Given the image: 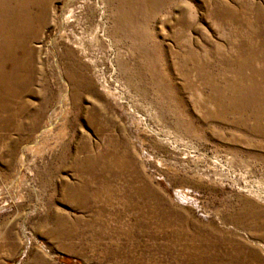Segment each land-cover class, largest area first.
<instances>
[{
	"label": "rangeland",
	"instance_id": "374dc122",
	"mask_svg": "<svg viewBox=\"0 0 264 264\" xmlns=\"http://www.w3.org/2000/svg\"><path fill=\"white\" fill-rule=\"evenodd\" d=\"M66 2L0 0V264H264V0Z\"/></svg>",
	"mask_w": 264,
	"mask_h": 264
},
{
	"label": "bare ground",
	"instance_id": "6f19581e",
	"mask_svg": "<svg viewBox=\"0 0 264 264\" xmlns=\"http://www.w3.org/2000/svg\"><path fill=\"white\" fill-rule=\"evenodd\" d=\"M83 1V0H82ZM86 2L87 1H89V0H85ZM96 1V0H95ZM79 2V0H67V2L65 3V8L67 7L68 8V10L66 11V12H63L66 16L64 17V15H63V18H62V26H63V29H64V31H65V29L66 28H70L69 30H70V33L72 34V35H76L75 34V30H74V25L73 24H71V23H75L76 24V26H80L81 25V23H82V18H81V14H78L79 12H77V10L74 8V5H76L77 3ZM98 4V3H97ZM99 6H100V4H99ZM99 9H100V24L98 25V27L100 28V26H104L105 25V22H104V9L102 8V7H99ZM82 19V20H81ZM71 22V23H70ZM68 23H70V24H68ZM80 27H82V26H80ZM80 29H82V31H83V28H80ZM101 30V29H100ZM103 30V29H102ZM84 31H85V29H84ZM105 31V30H104ZM94 32V31H93ZM95 34V33H94ZM96 36H98V35H96ZM104 37H106V34L104 35ZM66 39H67V35H66ZM76 40H78V41H76ZM76 40L75 41H71V40H69V39H67V41L69 42V43H73V44H76V45H79V48H80V50H83V48H84V45L82 44V40H81V38L79 37V38H76ZM52 124H50V126H51ZM52 131H51V129L49 128V129H47L46 131H44V132H40L38 135H37V140L35 141V143H34V145H28V146H25L24 147V149L22 150V152H21V154H20V159H19V162L21 163L24 159H25V152L27 151V150H29V151H40V148L39 147H36L37 145H39V139H38V137H41L42 135H44V134H49V133H51ZM44 133V134H43ZM36 147V148H35ZM81 147V146H80ZM35 149V150H32V149ZM83 149H85V148H83ZM89 150V149H88ZM87 152V151H86ZM80 154V153H79ZM91 154H92V152H91ZM88 156V155H87ZM98 156V155H97ZM95 157V156H94ZM71 159H72V157H71ZM77 158H74V161H73V167H74V169H77L76 171L78 172V171H80L78 168H77ZM84 165H85V163H84ZM21 166H24L23 164H20V167ZM66 167V166H65ZM82 170V169H81ZM85 175H87V174H85ZM68 186V185H67Z\"/></svg>",
	"mask_w": 264,
	"mask_h": 264
}]
</instances>
